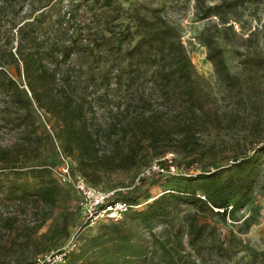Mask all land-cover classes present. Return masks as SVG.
<instances>
[{"label": "trees", "instance_id": "1", "mask_svg": "<svg viewBox=\"0 0 264 264\" xmlns=\"http://www.w3.org/2000/svg\"><path fill=\"white\" fill-rule=\"evenodd\" d=\"M24 1L0 0V138H8L0 143V264H8L12 248L45 236L35 235L45 218L24 233L16 226L15 212L38 203L50 209L68 193L50 171L54 147L97 186L102 175L114 170L138 171L168 152L195 150L197 136L219 126L224 115L205 78L196 73L179 27L161 14L164 6L69 0L66 9L54 10L56 0H28L23 9ZM231 7L221 1L195 11L199 19H215L196 38L215 75L229 80L233 76L221 40L237 14ZM261 142L226 157L232 163L225 168L219 163L174 165L199 173L185 179L182 191L162 193L141 209H129L121 221L100 225L65 264H135L140 259L144 264H197L175 248L167 229L157 240L154 223L182 202L197 213L227 214L232 199L252 191V157ZM161 176L159 171L144 173L130 188L113 191L108 201H145L142 195ZM190 216L187 235L193 244L202 226ZM5 227L8 231L1 233ZM140 230L148 233L147 240ZM259 256L264 258V250Z\"/></svg>", "mask_w": 264, "mask_h": 264}, {"label": "rangeland", "instance_id": "2", "mask_svg": "<svg viewBox=\"0 0 264 264\" xmlns=\"http://www.w3.org/2000/svg\"><path fill=\"white\" fill-rule=\"evenodd\" d=\"M27 1H24L23 9L28 7ZM117 1L124 8H132L136 2H141L146 7L164 6L161 14L179 27L182 42L190 50L189 57L196 73L205 78L208 93L216 98L219 112L224 113L219 126L197 136L195 150L168 152L153 159L151 163L163 167L219 163L225 168L232 163L225 162L226 157L242 155L248 152L251 145L264 140V0ZM221 1L232 5L231 10L236 9L237 12L229 20L231 30L224 31L221 40L225 49V64L233 76L230 80L215 75L212 64L205 58V47L198 43L196 38L200 31L215 21L213 17L199 19L195 14L196 7L212 6ZM54 4V10H64L69 6V0H56ZM20 20V16H17L16 22ZM250 31L256 33L246 40ZM40 122L47 128L42 119ZM7 141L5 135L0 138V143ZM257 149L260 151L252 157L256 169L252 191L245 197L232 199L230 203L233 208L227 214L222 216L208 211L197 213L192 204L179 203L173 213L154 223L153 232L156 239L160 240L163 230L167 229L175 248L182 249L181 254L188 255V258L195 260L197 264H264V258L259 256L264 250V150H261L264 149V142H261ZM49 162L51 174L56 179L60 159L55 147ZM146 171L114 170L102 175L96 185L106 192L128 189ZM176 171L174 175L166 173L154 181L142 197H146V201L150 202L162 193L182 191L185 179L199 173H184L181 168ZM59 185L68 193L59 199L56 206L48 209L38 203L35 209L27 208L15 212L16 226L24 233H28L29 227L39 225L45 218L35 234L38 236L45 233V236L27 247L12 248L8 264H29L37 255L54 251L73 237L77 238L80 246L85 236L98 233L100 225L112 223L98 221L92 226L84 227L79 194L72 186ZM190 215L195 217L197 225L202 226V234L193 244L187 235L188 219L192 217ZM8 228H3L1 233H6ZM138 234L148 239L146 231L140 230ZM35 250L40 252L34 254ZM253 254H256V258ZM135 264L144 262L140 259Z\"/></svg>", "mask_w": 264, "mask_h": 264}, {"label": "built area", "instance_id": "3", "mask_svg": "<svg viewBox=\"0 0 264 264\" xmlns=\"http://www.w3.org/2000/svg\"><path fill=\"white\" fill-rule=\"evenodd\" d=\"M60 165L56 172V181L65 186H72L80 196L79 207L84 219V227H89L98 221H121L129 209H141L147 201H141L134 205L125 201L109 202L112 192H106L97 186L90 184L78 171L73 162L65 156L57 147ZM149 171H159L164 174L174 175L177 171L174 166H161L150 163L146 168ZM200 198H203L202 196ZM225 208H214V211L222 213ZM232 205L225 209L228 213ZM79 247L77 238L69 239L65 244L54 251L37 255L30 264H65L69 256Z\"/></svg>", "mask_w": 264, "mask_h": 264}]
</instances>
